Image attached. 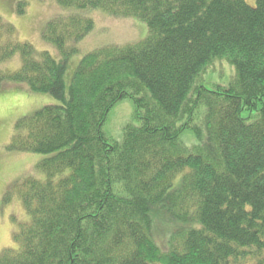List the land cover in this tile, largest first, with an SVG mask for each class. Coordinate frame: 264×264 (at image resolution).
Returning <instances> with one entry per match:
<instances>
[{"label":"trees","instance_id":"1","mask_svg":"<svg viewBox=\"0 0 264 264\" xmlns=\"http://www.w3.org/2000/svg\"><path fill=\"white\" fill-rule=\"evenodd\" d=\"M56 1L42 37L59 60L0 16V63L20 57L0 89L60 101L15 123L7 149L48 155L46 178L18 186L28 219L0 264H264V0ZM92 10L147 36L83 55L66 98ZM125 99L115 139L104 127Z\"/></svg>","mask_w":264,"mask_h":264},{"label":"rangeland","instance_id":"2","mask_svg":"<svg viewBox=\"0 0 264 264\" xmlns=\"http://www.w3.org/2000/svg\"><path fill=\"white\" fill-rule=\"evenodd\" d=\"M246 1L251 5L256 3V0ZM19 2H23L22 14L18 13ZM60 12L56 0H0V16L15 26L18 39L32 43L40 51H50L58 60L61 59L59 51L43 39L42 33L47 22ZM88 14L94 19L95 26L78 42L77 47L80 50L71 58L72 62L65 75L66 98H69V76L75 63L83 55L102 46L138 42L147 36V26L140 19L112 17L101 10H92ZM19 65L20 57L17 55L6 62H1L0 70H15ZM224 68L227 73H231L228 66ZM225 71L223 70L224 73ZM213 78L217 81L220 79L216 74ZM207 79L212 81L211 74ZM19 86L11 84L0 89V253L5 248H18L13 240V233L18 222L28 219L20 200L16 197L18 186L28 177L39 180L46 178L38 164L48 155L7 149L15 123L46 105L60 104V101L50 94L31 92L27 86ZM134 109L130 99L120 102L111 112L104 127L107 134L115 139L119 138L121 128L133 115ZM8 192H11L12 200L6 203L4 197ZM13 216L16 217V221L13 220Z\"/></svg>","mask_w":264,"mask_h":264}]
</instances>
